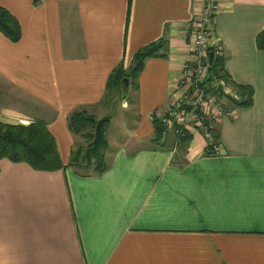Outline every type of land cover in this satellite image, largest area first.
<instances>
[{"label":"crops","instance_id":"crops-1","mask_svg":"<svg viewBox=\"0 0 264 264\" xmlns=\"http://www.w3.org/2000/svg\"><path fill=\"white\" fill-rule=\"evenodd\" d=\"M220 2L225 69L254 96L226 102L233 115L213 121L207 154L196 129L183 151L171 130L152 140L205 0H0L22 33L0 32V121H43L65 165L0 160V264H264V0ZM152 43L158 55L113 106L111 77ZM82 110L118 111L101 174L70 161L82 137L67 119Z\"/></svg>","mask_w":264,"mask_h":264},{"label":"trees","instance_id":"trees-1","mask_svg":"<svg viewBox=\"0 0 264 264\" xmlns=\"http://www.w3.org/2000/svg\"><path fill=\"white\" fill-rule=\"evenodd\" d=\"M0 32L4 33L13 42L21 39V27L17 18L5 7L0 6ZM256 44L260 50L264 51V29L256 36ZM157 43H152L134 56V64L125 71L119 67L113 77L110 79L112 87H126V79L136 78L144 67L145 60L148 57L158 55ZM224 56L216 55L213 63L208 70L207 77L212 80L214 77H221L231 82L237 87L244 97L241 101H233L238 107L247 108L253 104L254 89L250 85L235 83L227 73L224 64ZM111 122L110 116L103 119H96L88 112L73 111L68 118V127L72 132L82 133L89 127L93 128V133L87 137L86 148H77L73 154L71 164H85L87 168H93L95 173L101 174L108 169L105 162V154L108 148L106 131ZM207 121V126H208ZM154 136L153 142L158 144L163 140L166 126L156 116L153 119ZM210 123V122H209ZM209 127V126H208ZM213 131L215 139L218 137L214 130L209 127L208 132ZM206 133V132H205ZM193 140V134L186 132L178 141L180 151L185 150ZM216 142L210 141L207 145L206 153L217 152L214 149ZM78 161H75V158ZM7 158L13 162H26L33 169L40 171H56L64 169L65 165L60 157L55 138L43 121H32L29 124L7 123L0 121V160ZM185 159H182L184 161Z\"/></svg>","mask_w":264,"mask_h":264},{"label":"built area","instance_id":"built-area-1","mask_svg":"<svg viewBox=\"0 0 264 264\" xmlns=\"http://www.w3.org/2000/svg\"><path fill=\"white\" fill-rule=\"evenodd\" d=\"M220 0H205L191 25V48L188 58L171 85L172 102L167 113L160 119L166 128L175 127L178 133L189 130L202 131L213 141L208 132L207 121L213 115H233L227 101H241L244 95L231 82L221 77L209 80L207 73L214 56L223 55L222 47L215 37L214 27L221 12ZM206 132V133H205Z\"/></svg>","mask_w":264,"mask_h":264},{"label":"rangeland","instance_id":"rangeland-1","mask_svg":"<svg viewBox=\"0 0 264 264\" xmlns=\"http://www.w3.org/2000/svg\"><path fill=\"white\" fill-rule=\"evenodd\" d=\"M222 47V46H221ZM222 51H223V49H222ZM223 53V52H222ZM223 56V55H222ZM178 76V75H177ZM124 79H126V78H124ZM135 79V78H134ZM134 79H132V81H135ZM126 89H127V86L126 87H122V88H118V90L116 89V91L118 92L117 94L115 93V90H114V92L112 91V94H111V99H109V103H113V102H116V101H118V102H120V100H121V98L123 97V96H125L126 95ZM170 93H172L171 91H170ZM170 98H171V102H172V97H171V95H170ZM117 102V103H118ZM170 102V103H171ZM113 105V104H112ZM114 106V105H113ZM113 110H114V108H113ZM86 112H88V111H86ZM115 112H118V111H111V113L110 112H108L107 113V115H105V116H103V117H101V118H99V117H97L96 115H93V114H90L89 112H88V114H90V115H92V116H94L96 119H103V118H105V117H108V116H110V118L112 119V115L113 114H115ZM71 115V114H70ZM69 115V116H70ZM165 115V114H164ZM163 115V116H164ZM69 116H68V118H69ZM209 117L210 118H208V121L210 122H208V126L209 127H211L212 129H213V125H214V123H213V121H215L217 118H219V115H213V113H210L209 114ZM6 119H8V118H6ZM30 121V120H29ZM33 122L34 121H36V120H32ZM31 121V122H32ZM67 122H68V119H67ZM110 125V124H109ZM109 125H108V127H109ZM108 129V128H107ZM167 130H171V131H173L174 133H175V135H176V137H177V140L179 141L180 140V138L182 137V136H184L185 134H186V132H189V131H185V132H180V133H178L177 131H176V128L175 127H172V128H168ZM72 132V131H71ZM73 133H75V132H73ZM93 133V128H91V127H89L87 130H85L84 132H82V133H75V134H79L81 137H82V140L81 141H79V142H77V147L75 146L74 148H73V150H72V154H71V157H70V161H72V159H73V154H74V152H75V150L77 149V148H83V149H85L86 148V145H87V137H88V135L89 134H92ZM166 133V131L164 132V134ZM211 133L213 134V131H211ZM215 133V132H214ZM53 135V134H52ZM106 137H107V140H108V131H106ZM213 140H215V139H213ZM57 144V143H56ZM58 147V146H57ZM58 151H59V149H58ZM59 154H60V152H59ZM60 157H61V155H60ZM182 159H184V158H182ZM79 159L76 157L75 158V161H78ZM85 166V165H84ZM84 168H86L87 170H88V172L89 173H94V169L91 167V168H87L86 166L84 167ZM83 171L85 172V170L83 169Z\"/></svg>","mask_w":264,"mask_h":264},{"label":"water","instance_id":"water-1","mask_svg":"<svg viewBox=\"0 0 264 264\" xmlns=\"http://www.w3.org/2000/svg\"><path fill=\"white\" fill-rule=\"evenodd\" d=\"M213 58H214V54H213V52L211 51V52H210V61H211V62H213ZM126 81H127V78H126Z\"/></svg>","mask_w":264,"mask_h":264}]
</instances>
